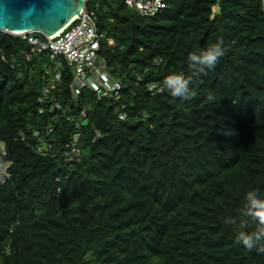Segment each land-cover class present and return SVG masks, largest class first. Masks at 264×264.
<instances>
[{
	"label": "trees",
	"instance_id": "1",
	"mask_svg": "<svg viewBox=\"0 0 264 264\" xmlns=\"http://www.w3.org/2000/svg\"><path fill=\"white\" fill-rule=\"evenodd\" d=\"M166 3L143 17L86 0L120 90L73 97L62 62L59 108L42 112L48 50L0 31V264H264L225 223L246 192L264 198V0ZM218 39L225 55L200 75L187 56ZM174 72L189 98L164 88Z\"/></svg>",
	"mask_w": 264,
	"mask_h": 264
},
{
	"label": "built area",
	"instance_id": "2",
	"mask_svg": "<svg viewBox=\"0 0 264 264\" xmlns=\"http://www.w3.org/2000/svg\"><path fill=\"white\" fill-rule=\"evenodd\" d=\"M124 2L143 17H152L167 6V0H124ZM13 35L26 40L32 51L39 53L48 50L49 58L54 62L55 73L41 87L38 98L39 112L47 108L50 110L59 108L51 91L60 80L59 67L62 62H65L71 70L68 88L73 97H76L82 89L91 90L97 99L114 96L120 90V82L112 75V68L108 67L98 54L101 35L96 31L94 19L85 9L81 11V15L75 16L65 29L52 36L40 31ZM109 43L111 44V41ZM154 88L156 85L149 86L150 90ZM33 135L39 137V132L34 131ZM77 136H74L67 154L76 153ZM7 176L5 171L0 170V182H4Z\"/></svg>",
	"mask_w": 264,
	"mask_h": 264
},
{
	"label": "clouds",
	"instance_id": "3",
	"mask_svg": "<svg viewBox=\"0 0 264 264\" xmlns=\"http://www.w3.org/2000/svg\"><path fill=\"white\" fill-rule=\"evenodd\" d=\"M226 48L223 40L218 39L210 46L187 56V61L197 67L200 75H207L213 70L218 62L225 55ZM191 79H185L179 73L169 74L163 81V86L174 98L187 99L191 96ZM246 203L239 218H228L225 223L238 225L236 240L248 250H255L264 254V198L255 191H248L245 194ZM247 218V219H242ZM255 224L256 229L250 230V225Z\"/></svg>",
	"mask_w": 264,
	"mask_h": 264
},
{
	"label": "water",
	"instance_id": "4",
	"mask_svg": "<svg viewBox=\"0 0 264 264\" xmlns=\"http://www.w3.org/2000/svg\"><path fill=\"white\" fill-rule=\"evenodd\" d=\"M86 0H0V31L52 36L81 15Z\"/></svg>",
	"mask_w": 264,
	"mask_h": 264
}]
</instances>
